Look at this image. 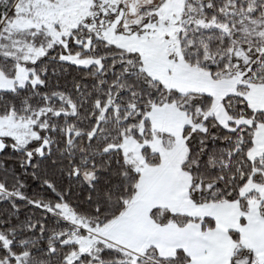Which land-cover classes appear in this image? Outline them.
Returning <instances> with one entry per match:
<instances>
[{"label":"snow or ice","instance_id":"snow-or-ice-1","mask_svg":"<svg viewBox=\"0 0 264 264\" xmlns=\"http://www.w3.org/2000/svg\"><path fill=\"white\" fill-rule=\"evenodd\" d=\"M0 264H264V0H0Z\"/></svg>","mask_w":264,"mask_h":264}]
</instances>
